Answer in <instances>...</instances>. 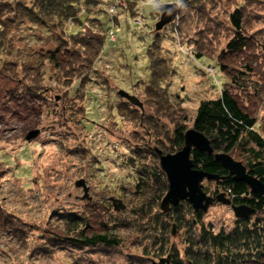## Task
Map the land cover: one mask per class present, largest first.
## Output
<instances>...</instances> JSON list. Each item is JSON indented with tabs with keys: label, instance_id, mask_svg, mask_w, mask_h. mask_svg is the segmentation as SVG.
<instances>
[{
	"label": "rangeland",
	"instance_id": "rangeland-1",
	"mask_svg": "<svg viewBox=\"0 0 264 264\" xmlns=\"http://www.w3.org/2000/svg\"><path fill=\"white\" fill-rule=\"evenodd\" d=\"M102 1L101 7L93 5L92 9L101 8L105 14H82L80 24L67 25L64 30L68 36L80 31L87 35L89 29L83 26L87 18H93L115 36L114 41L106 39L94 64V71L101 75L87 74L93 81L81 86L84 97L79 84L73 89L76 92L71 93L70 87L81 76L85 78L88 69L53 68L41 56L56 48L52 37L27 22L11 24L2 16L8 24L3 32H9V36L8 45L0 50V208L26 236L17 239L18 231L0 232V264H150L155 256L158 262L157 255L167 251L159 245L164 242L184 259L186 238L191 230L199 229L191 213H186L185 220L194 226L184 224L177 229L176 222L163 217L165 213L157 207L150 210L144 204L142 211L144 197L157 192L149 185L142 188L141 196L136 195L137 168L143 165L152 169L156 162L159 165L146 150L159 149L155 141L164 143L166 131L182 117L187 118L185 124L190 129L199 102L217 97L226 79L216 67V57L232 35L229 15L234 10L244 12L248 29L251 33L261 31L259 38L264 42V0H193L191 9L181 10L174 25L160 33L166 38L162 46L168 50L165 57L172 70L163 85L178 99L157 105L146 101L143 86L137 83L147 81L149 76L146 53L155 35L157 9L176 4L120 0L117 9L109 13V4L116 0ZM108 13L111 21L107 20ZM66 35L62 34L68 39ZM199 51L206 57L196 61L192 52ZM60 58H64L62 51ZM259 82L264 84V75ZM30 87L37 88L36 93ZM23 88L29 91L26 103L15 95ZM119 91L136 97L143 104V112L127 110L129 103L120 100ZM114 103L121 106L117 122L111 118L116 112ZM162 108L170 110L164 112ZM254 115L264 136V94ZM82 118L86 130L79 124ZM35 130L38 135L27 141L28 133ZM137 149L142 152V160L130 163ZM79 180L88 187L89 200L81 199L83 190L75 187ZM202 188L213 198L225 194L215 181L204 180ZM111 199L120 200L124 209L116 212ZM95 203L110 209L108 218L112 232L120 239L118 248H57L42 254L44 243L39 238L43 230L61 226L58 219L62 214L84 215ZM134 210H138L137 216ZM161 220L167 232L157 237L165 232L158 226ZM235 220L228 206L215 203L203 213L202 223L215 233H227Z\"/></svg>",
	"mask_w": 264,
	"mask_h": 264
},
{
	"label": "trees",
	"instance_id": "trees-1",
	"mask_svg": "<svg viewBox=\"0 0 264 264\" xmlns=\"http://www.w3.org/2000/svg\"><path fill=\"white\" fill-rule=\"evenodd\" d=\"M192 1L182 0L183 7L176 6L179 13L183 9H191ZM101 4H103L102 0H0V50L3 46L8 45L9 32H3V28L8 25L6 22L11 24L27 22L33 27L47 32L52 37L51 41L56 42L55 49L49 50L46 54L41 53L43 59L47 60L53 68L69 66L72 70L78 67L88 69L85 72V78H82L83 75L81 79L71 85V93L77 91H73L77 84H79L78 89L82 88L81 86L84 84L87 87L93 81V78L87 74H100V72L94 71V64L100 57L104 42L106 39L114 41L108 36L111 30L105 29L102 22L93 18H87V25L83 26L85 29H89L90 33L87 35L80 34L82 33L80 31L75 35L68 36L64 30L67 25L80 24L78 18L82 14L87 16L105 14L101 8L97 11L92 9L93 5L101 7ZM156 14L159 20L158 9ZM4 15L7 17L6 22L2 21ZM111 19L107 16L108 21ZM174 23L167 26H172ZM90 24L93 28H89ZM229 25L232 35L216 57V67L226 81H223L219 87L217 97L199 102L191 120V128L209 140L213 152L209 154L193 150L190 158L196 169L219 177V180L215 182L222 186L226 197L234 205H246L255 210V215L248 218H235L234 226L229 232L215 233L211 227L202 223L203 212L195 213L191 206L184 201L176 207L171 206L169 212L162 216H169L175 221L177 229L182 228L184 224L194 226H192V222L190 224L185 220L188 213H191L196 219L195 225H200L199 229L197 232L191 230L186 238L184 259L180 258L179 252L174 247H168V244L164 242L159 245L161 249L168 248L167 251L157 255L158 262H155V256L150 264H264V196L251 192L246 184L234 181L232 176L214 159L215 153H226L240 161L248 174L264 184V136L259 131L260 125L254 115L264 94V84L259 82V78L264 75V42L259 38L261 31L250 32L244 12L240 8L229 15ZM59 27L60 29L57 31ZM153 30L155 35L146 53L149 61V76L147 81H140L137 86L139 83L142 84V92L147 102H155L153 103L155 105L160 102L171 103L178 97H173L163 85L172 73L169 60L165 57L168 50L162 46L166 38L160 36L162 30L156 31L155 26ZM96 31L98 32L96 33ZM62 34H65L68 39L63 38ZM194 44L199 46V42ZM60 51L64 54V58H60ZM192 54L196 61L206 57L200 51L192 52ZM38 55L40 56V54ZM170 63L172 65V62ZM256 77L258 78L256 79ZM102 81L107 82L105 79ZM36 89L30 87L29 90L36 93ZM82 90L80 89L82 97H84ZM28 92V89L23 88L22 92L18 91L15 95H20L26 103ZM32 96L34 95L32 94ZM121 99L126 100L120 97ZM126 102L128 101L126 100ZM128 103L127 105L132 110L130 108L127 110L143 112V104L140 101L141 107ZM114 105L116 112L115 116L111 118H115L117 122L121 106L116 103ZM162 109L164 112L170 110ZM180 114L182 115V113ZM82 121L83 118L79 124L86 130ZM186 121H188L187 118L182 117L181 121L176 123L171 130H167L164 143L155 141L156 145H159V149L167 154L176 153L182 149L184 133L188 130ZM92 149V147L88 149L91 154L93 153ZM146 152H150L153 158L158 159L154 148L150 151L146 150ZM133 156H131L133 160H130V163L134 161L140 163L142 160L141 150L134 151ZM137 170L136 195L141 196L142 188H149V185L155 189L154 192H157L155 196L144 197L145 202L141 205V210L143 211L147 205L150 210L157 207L160 211V203L168 190L167 179L160 165L156 162V166H153L152 169L141 165ZM93 205V210L85 212L84 215L62 214L58 219L62 223L61 226H51L43 230L39 238L44 243V245L42 244V254L47 253V250L57 248L71 251L118 248L120 239L112 232L108 218L110 209L97 203ZM133 212L136 216L138 215V210ZM158 226L162 227V231L165 232L158 233L157 237L166 235L167 231L164 228L166 225L162 220ZM171 230L172 227L169 231L172 234ZM4 231L6 233L18 231L17 239L26 236L22 232V228L16 222H10L9 215L4 214L0 208V232Z\"/></svg>",
	"mask_w": 264,
	"mask_h": 264
},
{
	"label": "water",
	"instance_id": "water-1",
	"mask_svg": "<svg viewBox=\"0 0 264 264\" xmlns=\"http://www.w3.org/2000/svg\"><path fill=\"white\" fill-rule=\"evenodd\" d=\"M159 20L155 24V30L161 31L168 24L175 21L179 11L176 6L166 4L159 9ZM119 96L126 99L133 105L140 106L138 99L130 96L128 93L119 91ZM38 135V131H32L26 136V140L30 141ZM197 150L203 153L212 154L213 150L209 140L193 128L188 129L184 133V146L181 150L173 154H162L158 148H154V152L158 156L159 165L167 179L168 190L160 203V210L168 213L171 206L176 207L182 201L188 203L192 210L197 213L199 211L205 213L210 206L215 203H221L228 206L236 219L248 218L255 215V210L246 205H234L225 194L221 193L215 198L207 195L202 188V182L217 181L219 177L214 174L206 173L196 169L190 158L191 152ZM214 159L224 168L234 181L246 184L250 191L264 196V184L248 174L244 165L232 158L226 153H215ZM76 188H82L84 199L88 197V187L84 180L75 183ZM111 204L116 212L123 210L124 205L120 200L111 199ZM175 226H172V234H174Z\"/></svg>",
	"mask_w": 264,
	"mask_h": 264
},
{
	"label": "built area",
	"instance_id": "built-area-1",
	"mask_svg": "<svg viewBox=\"0 0 264 264\" xmlns=\"http://www.w3.org/2000/svg\"><path fill=\"white\" fill-rule=\"evenodd\" d=\"M119 3H121L120 0H116L113 4H110L111 7H109V13H111L113 10L117 9L116 6ZM109 13H108V18H111V15ZM108 34H109V37H110L111 40H114L115 39V36L111 32H109Z\"/></svg>",
	"mask_w": 264,
	"mask_h": 264
},
{
	"label": "clouds",
	"instance_id": "clouds-1",
	"mask_svg": "<svg viewBox=\"0 0 264 264\" xmlns=\"http://www.w3.org/2000/svg\"><path fill=\"white\" fill-rule=\"evenodd\" d=\"M150 4H153V0H148ZM172 2L176 4L177 7H183L182 0H159V3ZM156 6V5H154Z\"/></svg>",
	"mask_w": 264,
	"mask_h": 264
}]
</instances>
